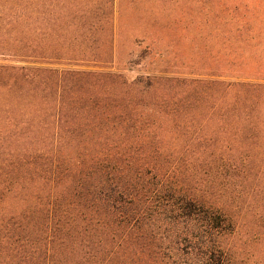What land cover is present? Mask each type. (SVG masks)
Masks as SVG:
<instances>
[{
    "label": "rangeland",
    "instance_id": "rangeland-1",
    "mask_svg": "<svg viewBox=\"0 0 264 264\" xmlns=\"http://www.w3.org/2000/svg\"><path fill=\"white\" fill-rule=\"evenodd\" d=\"M124 153L264 264V0H0V264H79V180Z\"/></svg>",
    "mask_w": 264,
    "mask_h": 264
},
{
    "label": "trees",
    "instance_id": "trees-1",
    "mask_svg": "<svg viewBox=\"0 0 264 264\" xmlns=\"http://www.w3.org/2000/svg\"><path fill=\"white\" fill-rule=\"evenodd\" d=\"M125 154L99 155L98 166L93 162L95 166L84 174L87 179L79 180L76 197L80 224L85 227L79 230V264H228L215 239L227 230L225 219L183 190L160 185V175L146 163L132 183L124 181L123 172L129 167ZM139 178L142 182L137 187ZM160 209L171 213L169 222L176 229L149 228L152 213L159 215ZM18 252L24 264H41L48 258L46 264L67 260L55 262L60 253L47 244L44 250L34 243L21 244Z\"/></svg>",
    "mask_w": 264,
    "mask_h": 264
}]
</instances>
